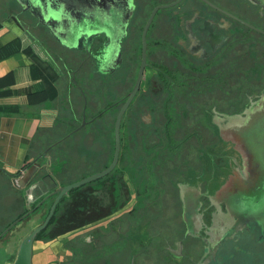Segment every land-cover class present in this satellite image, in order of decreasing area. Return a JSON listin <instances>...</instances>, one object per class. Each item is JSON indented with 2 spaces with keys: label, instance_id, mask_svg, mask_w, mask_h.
<instances>
[{
  "label": "flooded vegetation",
  "instance_id": "af4514ba",
  "mask_svg": "<svg viewBox=\"0 0 264 264\" xmlns=\"http://www.w3.org/2000/svg\"><path fill=\"white\" fill-rule=\"evenodd\" d=\"M100 6L108 10L107 0ZM5 22L49 45L60 78L81 90L85 105L81 122L65 124L55 149L30 152L14 170L0 157L9 185L28 194L0 235L5 247H17L46 221L53 193L71 184L62 173L79 141L88 140V153L80 151L88 165L96 159L100 172L110 166L117 117L139 82L121 123L129 153L122 154L121 133L115 168L62 197L34 240L33 264L40 262L39 244L59 238L65 241L56 264H206L199 262L208 248L235 226L228 202L257 153H238L237 145L255 135L249 125L264 116V0H133L118 18L117 35L102 32L81 49L53 37L16 0H0V28ZM190 192L199 196L185 221ZM163 235L157 250L165 248L168 261L155 263L159 252L149 247Z\"/></svg>",
  "mask_w": 264,
  "mask_h": 264
},
{
  "label": "crops",
  "instance_id": "0c3cea01",
  "mask_svg": "<svg viewBox=\"0 0 264 264\" xmlns=\"http://www.w3.org/2000/svg\"><path fill=\"white\" fill-rule=\"evenodd\" d=\"M59 70L45 41L40 37L25 36L15 26L3 23L0 28V119L3 134L0 157L3 156L2 161L12 170L21 168L30 152L41 151L49 145L55 149L65 124L68 121L77 124L83 118L82 92L71 86L66 78H60ZM79 77L86 90L87 82L82 75ZM47 155L53 162L59 160L53 151ZM200 186L187 188L199 190ZM191 192L187 193V199L195 195ZM64 241L59 238L40 243L38 264L59 262ZM19 245L6 248L8 255L3 264H12Z\"/></svg>",
  "mask_w": 264,
  "mask_h": 264
},
{
  "label": "water",
  "instance_id": "95a60500",
  "mask_svg": "<svg viewBox=\"0 0 264 264\" xmlns=\"http://www.w3.org/2000/svg\"><path fill=\"white\" fill-rule=\"evenodd\" d=\"M26 11L32 14L36 19L48 29L53 37L60 40L65 46L73 48H82L91 44L93 39L100 33H107L110 37L117 35L119 31L118 18L123 11H128L133 0H107L108 10L101 8L100 2L103 0H16ZM121 5L119 9L118 6ZM150 22L147 25L149 26ZM146 28V29H147ZM110 30L113 32H110ZM144 33V36L146 34ZM146 59L144 57V63ZM140 81V80H139ZM139 82L135 89L131 92L128 100L121 109L115 126L116 147L113 162L110 166L92 176L84 178L78 182L71 183L63 186L55 191L53 194H58L56 201L54 202L49 216L46 221L36 227L21 241L16 259L13 264H33V243L38 235L44 228H46L51 217L53 216L56 206L64 195L69 190L86 184L95 179H99L108 173H110L118 163L121 152V123L123 115L133 100ZM264 117V116H263ZM85 120V119H84ZM264 129V127H263ZM3 139L1 134V119H0V143ZM264 143V141H262ZM242 149H246L244 142H241ZM258 144V140H257ZM241 150V149H240ZM255 149L252 150V152ZM256 152L252 156V167L248 168L244 173L241 171V176L237 178V185L234 189V193H237L240 205H243L245 201H251L250 210L257 211L262 209L260 202L264 203V148L260 146L256 148ZM228 197V192H227ZM260 201V202H259ZM256 209V210H255ZM258 212V211H257ZM237 216L235 226H232L229 231H226V236L221 237V242L217 246H210L207 253L202 257L199 263L206 264H233L235 261L244 264L248 258H239L236 252L237 249H241L245 241L247 247L249 241L261 245L264 247V229L260 228L256 230L249 222L244 218L242 212H234ZM254 254V264H260L258 254Z\"/></svg>",
  "mask_w": 264,
  "mask_h": 264
},
{
  "label": "rangeland",
  "instance_id": "374dc122",
  "mask_svg": "<svg viewBox=\"0 0 264 264\" xmlns=\"http://www.w3.org/2000/svg\"><path fill=\"white\" fill-rule=\"evenodd\" d=\"M219 1V0H218ZM151 41V40H150ZM92 113V111L90 112ZM264 117L261 118L259 124L253 125V122H251V124L249 125V128L251 129V131L254 132L255 135L250 136L247 134L246 137V141L244 139H242L244 142V145L246 146L247 143V147L246 149L249 150L250 152L253 149L259 148L260 146H262V148H264V143L262 141H264ZM249 132V130L247 131ZM241 133V135H244L245 133ZM111 133H113V129L111 131ZM122 133V154H128L129 150L127 149L126 146V128L122 127L121 130ZM79 135V134H78ZM257 140H258V144H257ZM94 145H97L96 148L98 146H102V142H97L95 140L92 141ZM234 142V141H233ZM70 143L72 144V148H74L76 142L74 140H71ZM242 143L239 142L237 147H238V153L241 151L239 149V147H242ZM75 149L80 150V151H86L88 150V140L84 141L82 143H80ZM240 150V151H239ZM80 151H74L73 154H70L69 157H66V160L68 161V165L67 168L65 170V172L62 173L63 176V180L64 181H68L71 183H75L78 182L84 178H87L91 175H94L98 172H100L99 169H101V163L97 162L96 159L92 161H90L89 165H88V155L85 156L83 152ZM88 153V152H87ZM112 163V162H111ZM110 163V164H111ZM53 165H56V162H53ZM55 170H58V168H54ZM53 169V170H54ZM152 177L154 179L153 182V187L157 185V176L154 175L152 173ZM101 179V178H99ZM8 176H6L3 172H1L0 170V235L6 230V228L9 226V224L19 215V212L22 209H24V199L27 200V193H25L24 191H16L14 190L8 182ZM98 179H95L92 181V183L97 182ZM91 183V182H89ZM86 185V184H85ZM193 199L188 200V207H185V211L183 212V215L180 216L182 218L186 220L191 219V214H193V209L195 208V202L197 201L195 198L196 196H199V194H195L193 195ZM231 199L228 202L229 205V209L234 212H242L244 215V218H246V220H249L248 223H250L253 227H255L256 230H259L260 228L264 229V207L262 209H259L257 211H253L251 213L250 210H253L250 208V203H252L251 201H245L243 203V205H240L239 203V199L237 196V193L235 192L234 194L231 195ZM260 202V201H259ZM261 206H264V203L260 202ZM256 210V209H255ZM195 213V212H194ZM171 232H168V235H171L172 233H174V226L172 224L169 225ZM31 228L30 225L26 226L25 229H23L24 231H28ZM174 235V234H173ZM172 236V235H171ZM7 236H5L6 238ZM167 236L163 235V236H159L153 239L152 243L150 244V249L154 248L156 251L159 252L160 254V258H159V254L155 253L152 256V260H155V263L157 261H162V258L164 259V261H168L167 258H165V256H167V250L165 248H161L160 250H157L158 246L163 242L164 238H166ZM170 237V236H169ZM1 241V240H0ZM5 240L3 239V242ZM124 241L127 243V237L125 236ZM2 241L0 242V262L4 261V258L8 255L7 254V249L5 247V244ZM239 250V252L237 253V256L239 258H245L247 257L248 260L246 263L244 264H254V254H252L253 252H255V254L259 255L260 259V264H264V247H262L261 245L255 244L251 241H249L248 247H247V242L245 241V243L243 244V247L241 249H237ZM12 258V257H11ZM139 264V263H138ZM160 264V263H159ZM233 264H241L238 263L237 261H235V263Z\"/></svg>",
  "mask_w": 264,
  "mask_h": 264
}]
</instances>
